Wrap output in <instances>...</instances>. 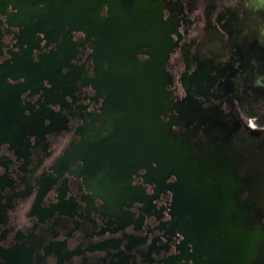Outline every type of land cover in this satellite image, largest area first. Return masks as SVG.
<instances>
[{
  "label": "flooded vegetation",
  "instance_id": "1",
  "mask_svg": "<svg viewBox=\"0 0 264 264\" xmlns=\"http://www.w3.org/2000/svg\"><path fill=\"white\" fill-rule=\"evenodd\" d=\"M0 264H264V0H0Z\"/></svg>",
  "mask_w": 264,
  "mask_h": 264
},
{
  "label": "water",
  "instance_id": "2",
  "mask_svg": "<svg viewBox=\"0 0 264 264\" xmlns=\"http://www.w3.org/2000/svg\"><path fill=\"white\" fill-rule=\"evenodd\" d=\"M108 51V48H107ZM136 63V62H135ZM134 63L130 65L129 69L132 70L131 68H133ZM124 70H126L125 67H122ZM123 74H128V76L134 77L133 74L128 73L127 71ZM117 75L119 76V74L117 73ZM115 79H116V72L113 73L112 75ZM113 83V81H111ZM124 82H127L126 80H124ZM129 83H134V80L129 82ZM157 145H156V153L157 156H161L164 160V158L166 159V164H168L167 166L170 167H174L172 169H175V173L176 175L180 178H182L181 181V191H182V196H183V204L185 206V212L188 213V215H191L193 218V229L196 230V226H195V219H197V215L201 214L202 212L209 216L212 213V210L209 209L210 204H208L207 202L202 203L200 202V191L198 190L197 186H196V181L194 178H191L189 176L190 172L186 167H185V171L182 169L181 166H174L177 164V161L174 160L175 156L173 153H171V151L169 150H165L164 147L161 146V144L159 143V140L157 139ZM259 147V146H257ZM164 163V161H163ZM188 171V172H187ZM185 174V177L183 176ZM191 173V172H190Z\"/></svg>",
  "mask_w": 264,
  "mask_h": 264
},
{
  "label": "rangeland",
  "instance_id": "3",
  "mask_svg": "<svg viewBox=\"0 0 264 264\" xmlns=\"http://www.w3.org/2000/svg\"><path fill=\"white\" fill-rule=\"evenodd\" d=\"M252 125H253V126H252V127H253V129H252V132H253V133H257V131L260 130L259 128H261V127H259V125H258V126H254V122L252 123ZM262 130H263V129H262Z\"/></svg>",
  "mask_w": 264,
  "mask_h": 264
}]
</instances>
